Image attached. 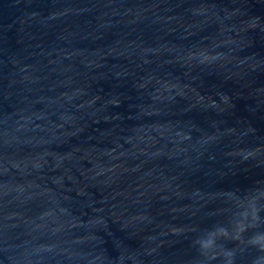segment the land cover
<instances>
[{"label":"water","instance_id":"water-1","mask_svg":"<svg viewBox=\"0 0 264 264\" xmlns=\"http://www.w3.org/2000/svg\"><path fill=\"white\" fill-rule=\"evenodd\" d=\"M0 264H264V0H0Z\"/></svg>","mask_w":264,"mask_h":264}]
</instances>
